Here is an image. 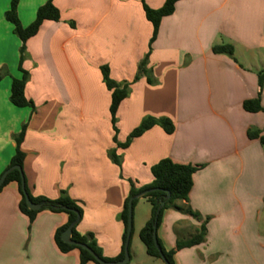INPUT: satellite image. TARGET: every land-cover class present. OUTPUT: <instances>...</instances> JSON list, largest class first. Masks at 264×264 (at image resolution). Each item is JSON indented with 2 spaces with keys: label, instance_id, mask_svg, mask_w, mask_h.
<instances>
[{
  "label": "crops",
  "instance_id": "obj_1",
  "mask_svg": "<svg viewBox=\"0 0 264 264\" xmlns=\"http://www.w3.org/2000/svg\"><path fill=\"white\" fill-rule=\"evenodd\" d=\"M47 1L18 0L21 25L29 26ZM10 2L0 0V177L26 124L20 151L30 195L56 200L65 192L82 209L76 232L92 235L102 256L116 259L129 181L136 189L150 185V168L162 159L202 166L188 201L176 203L195 217L165 210L156 230L162 248L175 250L176 242L191 239L204 225V242L175 252L174 264H217L220 257L223 264H253L264 254V146L247 137L251 129L264 135V114L242 107L258 98L264 108V86L260 90L258 84L264 71V0H179L150 47L153 28L143 4L157 10L165 0H52L60 19L43 22L25 43L21 65L29 75L24 94L33 113L9 101L12 79L21 77V42L4 17ZM221 45L233 48L232 58L212 52ZM148 53L144 69L152 83L144 75L133 82ZM103 66L112 81L130 89L116 113L118 128L126 122L118 144L146 117L169 119L174 132L154 126L118 148L107 129L110 92ZM83 94L92 96L85 104ZM20 199L16 182L0 190V264H79L77 250L61 253L54 241L68 216L43 210L30 221L19 210ZM140 201L146 200L138 199L133 208L139 231L150 218V205L136 214ZM133 240L127 264H164Z\"/></svg>",
  "mask_w": 264,
  "mask_h": 264
},
{
  "label": "trees",
  "instance_id": "obj_2",
  "mask_svg": "<svg viewBox=\"0 0 264 264\" xmlns=\"http://www.w3.org/2000/svg\"><path fill=\"white\" fill-rule=\"evenodd\" d=\"M178 1L179 0H165L163 6L157 10L151 9L147 7L145 4H143V11L145 18L152 25L153 28V33L149 42V47L154 42L157 36V32L161 20L173 14L175 4ZM17 7H18V0H11L9 9L4 14L5 20L8 23H10L13 27L14 35L21 42V47L19 50L20 55H19V67H18L21 77L19 79H12L9 101L14 107L29 108L33 113L35 110L34 106L31 101L26 99L24 94L25 85L28 82L29 75L26 71H24L21 68L23 61V54L25 51V43L38 33L43 22L45 21L58 22L60 19V15L58 10L54 7L52 0H48L44 5L40 6L37 9L34 21L29 26L23 27L17 15ZM212 52L216 55H226L231 58L233 57V48L230 45L214 46L212 48ZM148 56L149 53L144 57L142 62L139 64L138 74L133 82L138 80L139 75H144L146 76L147 82L149 84L152 83L148 71L144 69L145 65L147 64ZM100 71L102 75V81L106 89L110 92L109 113H110L111 124L115 130L116 113L120 104L123 102V100H125L128 97L130 93L129 85L126 84L123 87H120L117 83L112 81L109 77V69L106 66L101 67ZM263 79H264V71L258 74V84L260 90H262L264 86ZM242 107L243 110L247 113L264 114V108L261 106L258 98L244 101ZM26 126L27 125L24 124L21 128L20 133L15 137L16 152L7 169L13 166H19L22 169V164L25 156L20 151V145L24 138ZM154 126L160 127L164 131V133L168 135H171L174 132V125L169 119L167 118L155 119L151 117H146L141 121L140 125L131 132L126 142L124 144H118V146L121 147L122 149L127 148L132 139L142 136L146 131L150 130ZM247 137L250 140H258L259 143L262 146H264V135H262L260 131L253 129L248 130ZM110 158L116 165L120 166L119 158L114 153L110 154ZM201 167L202 166L180 165L172 162L170 159H162L157 164H155L150 168V172L153 178V181L150 185L136 189L134 184L131 181H129L130 192L127 199L124 201L123 210L121 213V222L124 228L122 235V249L120 255L116 259H107L103 257L92 235L88 234L81 236L76 232V226L78 225V223L82 218V209L76 203H74L66 195L65 192H62L60 194V197L56 200H48L42 197L33 198L28 191L25 181V190L31 202L42 205L40 211L28 210L24 196L21 191L20 172L16 170L8 174L3 185L0 187V190L9 182H16L18 184V190L21 196L18 207L20 212L25 216H27L30 221H32L34 217L43 210H47L52 213H65L68 216L67 223L65 226L57 229L54 235V241L58 250L61 253H67L71 250H77L79 252V264H86L88 262H93L94 264H98L87 251L78 248L76 246H70L63 243V241L61 240L62 233L66 229H68L72 224H74L78 217L79 218L78 222L74 224L73 227L71 228V240L76 243H80L87 246L99 258H101L106 262L120 261L124 257V243L126 239L128 202L130 199L136 198L138 194L144 191L150 189H156L155 191L143 197V199H145L146 202L150 205V218L145 223L143 228L139 231V240L144 246L145 252L149 257L161 260L159 252L155 248L153 243V226L156 225V229L158 228L161 222L163 212L170 208L179 210L181 212H185L186 214L195 217V215H193L188 209L184 210L178 207L176 203L181 201L183 202L188 201V196L192 188L193 175ZM166 192L170 193V198L168 200L166 199ZM137 202L138 199H134L133 208L135 207ZM162 203H163V207H161ZM205 234H206V229L205 226L202 225L195 236H193L191 239L187 241L176 242L175 250L169 252H166L162 248L160 242L158 241L159 247L166 259L167 264H174L173 256L175 252L185 248H191L202 244L205 240Z\"/></svg>",
  "mask_w": 264,
  "mask_h": 264
},
{
  "label": "water",
  "instance_id": "obj_3",
  "mask_svg": "<svg viewBox=\"0 0 264 264\" xmlns=\"http://www.w3.org/2000/svg\"><path fill=\"white\" fill-rule=\"evenodd\" d=\"M19 171L20 172V178H21V191L22 194L24 196L25 202H26V206L28 210L31 211H40L42 208L41 204H35L33 202H31L26 190H25V180H24V175L22 173V169L19 166H13L10 167L9 169H7L0 177V187L3 185L6 177L8 176L9 173H11L12 171ZM156 189H150L147 191H144L140 194H138L136 196V198H132L129 200L128 202V207H127V227H126V239H125V243H124V257L122 260L117 261V262H106L104 260H102L101 258H99L90 248H88L87 246L80 244V243H76L74 241L71 240V228L73 227L74 224H76L79 220V218L77 217V220L75 221L74 224H72L68 229H66L62 235H61V240L63 241V243L70 245V246H76L78 248H81L85 251H87L92 257L93 259L98 263V264H127L129 261V243H130V238H131V233H132V227H133V201L134 199H140L143 198L144 196H146L147 194L155 191ZM170 198V193L166 192V199L168 200ZM161 207H163V203L161 204ZM64 209V208H62ZM156 225L153 226V243L155 248L158 250L159 255L161 257V261L164 264H167L166 259L164 257V255L162 254V251L159 247L158 244V239L156 236Z\"/></svg>",
  "mask_w": 264,
  "mask_h": 264
},
{
  "label": "rangeland",
  "instance_id": "obj_4",
  "mask_svg": "<svg viewBox=\"0 0 264 264\" xmlns=\"http://www.w3.org/2000/svg\"><path fill=\"white\" fill-rule=\"evenodd\" d=\"M82 99H81V101H82V103L83 104H85V103H87V101L90 99V98H92V96H89V95H87V94H83V96L81 97ZM78 99H79V97H78ZM110 106V105H109ZM84 114H85V116L87 115V113L86 112H84ZM97 114V116H96V118L99 120V121H101L102 122V113H96ZM109 108H108V110H107V116H108V125H109V127L107 128L108 129V131L110 132V133H112V141H113V143H115L116 145L119 143L118 142V139H117V137H118V134H119V131L120 130H122L123 129V127H125V129H126V122H124V123H122L121 124V126L118 128V123H119V117L118 116H116V124H115V130H114V128H113V126H112V124H111V119L109 118ZM87 119V118H86ZM93 119H94V113H93ZM93 126H94V124H93ZM95 127H98V129H100V130H103V128H104V125H96V126H94V128ZM93 130V132H94V129H92ZM123 132H124V129H123ZM132 132V131H131ZM131 132L128 134V136L131 134ZM128 136L126 137V139H125V141L123 142V143H121V144H124L125 142H126V140H127V138H128ZM114 138H115V140H114ZM118 148H121V147H119V146H117ZM122 149V148H121ZM81 208V207H80ZM148 209H149V204L146 202V201H140L139 203H138V206H137V210H136V214L138 213V212H141V213H146L147 211H148ZM133 214H134V210H133ZM252 222V225H255V222L254 221H251ZM263 222L264 221H262L261 220V224H259V227H262V226H264V224H263ZM244 229H245V225H244V227H243ZM264 228V227H263ZM132 239H134L133 241H134V243H136L137 245H139L140 247H141V242H140V240H139V227H138V225H137V223H134V217H133V228H132V235H131V240H130V242L132 241ZM255 258V260L256 261H258L260 264H264V254H259V255H257V256H255L254 257ZM225 260V258L224 257H220V260H219V262L217 263V264H223V261ZM256 261H252L251 263H253V264H255L256 263ZM257 262V263H258Z\"/></svg>",
  "mask_w": 264,
  "mask_h": 264
}]
</instances>
